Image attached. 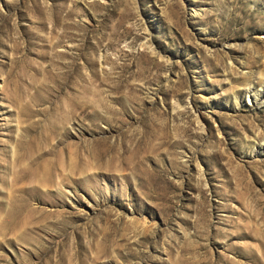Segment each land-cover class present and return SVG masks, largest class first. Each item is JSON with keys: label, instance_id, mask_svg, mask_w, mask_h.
Wrapping results in <instances>:
<instances>
[{"label": "rangeland", "instance_id": "obj_1", "mask_svg": "<svg viewBox=\"0 0 264 264\" xmlns=\"http://www.w3.org/2000/svg\"><path fill=\"white\" fill-rule=\"evenodd\" d=\"M0 264H264V0H0Z\"/></svg>", "mask_w": 264, "mask_h": 264}, {"label": "bare ground", "instance_id": "obj_2", "mask_svg": "<svg viewBox=\"0 0 264 264\" xmlns=\"http://www.w3.org/2000/svg\"><path fill=\"white\" fill-rule=\"evenodd\" d=\"M256 97H258V95H254V99H256Z\"/></svg>", "mask_w": 264, "mask_h": 264}]
</instances>
